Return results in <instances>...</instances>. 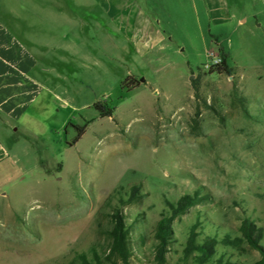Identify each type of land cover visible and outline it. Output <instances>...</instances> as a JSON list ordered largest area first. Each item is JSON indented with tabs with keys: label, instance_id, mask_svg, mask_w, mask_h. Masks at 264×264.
Returning a JSON list of instances; mask_svg holds the SVG:
<instances>
[{
	"label": "rangeland",
	"instance_id": "obj_1",
	"mask_svg": "<svg viewBox=\"0 0 264 264\" xmlns=\"http://www.w3.org/2000/svg\"><path fill=\"white\" fill-rule=\"evenodd\" d=\"M236 1L219 22L199 23L194 10L164 20L146 52L133 53L112 23L95 21L97 8L91 27L60 22L52 36L41 31L37 38L60 48L56 96L40 117L44 131L30 149L21 141L17 164L0 178V264H67L97 242L99 226L110 227L105 202L130 198L136 186L141 198L123 207L133 264H152L166 201L196 192L209 199L174 220L167 264H187L194 225L200 241L221 240L241 236L249 218L264 246V0ZM210 50L226 56L231 75L205 69ZM129 76L140 81L130 91ZM96 104L115 114L100 117ZM221 256L231 264L261 259L247 244H220Z\"/></svg>",
	"mask_w": 264,
	"mask_h": 264
},
{
	"label": "crops",
	"instance_id": "obj_2",
	"mask_svg": "<svg viewBox=\"0 0 264 264\" xmlns=\"http://www.w3.org/2000/svg\"><path fill=\"white\" fill-rule=\"evenodd\" d=\"M11 1L19 10L8 3L0 6V178L17 164L21 141L26 138L25 148L30 149L28 140L44 131L40 117L50 113L56 96L60 48L52 40L37 38L43 29L48 27L47 35L52 36L60 22L70 23L72 29L76 22L79 28L85 29L87 23L91 27L92 10L97 8L95 21L112 23L133 53L146 52L159 31L156 26L164 20L185 19L194 10L199 23L219 22L220 14L237 4L236 0H49L52 9L36 12V4L43 0Z\"/></svg>",
	"mask_w": 264,
	"mask_h": 264
},
{
	"label": "trees",
	"instance_id": "obj_3",
	"mask_svg": "<svg viewBox=\"0 0 264 264\" xmlns=\"http://www.w3.org/2000/svg\"><path fill=\"white\" fill-rule=\"evenodd\" d=\"M222 53V52H221ZM223 63L216 69V73L232 74V69L227 63L226 56L222 55ZM214 72V71H212ZM215 73V72H214ZM129 80L132 81L129 84ZM128 84V85H127ZM140 85V81L127 77L123 86H128L129 91ZM95 108L100 111V117L111 118L115 114V109H107L99 104ZM84 129L80 130L74 140L76 144L82 135ZM140 187H134L130 192V198L124 199L120 193L117 197V204L112 205L114 197H110L104 204V207L111 208L113 213L110 215V227L99 226V238L87 251L78 252L67 264H133L134 250L131 244V233L126 223V215L123 207L138 202L141 198ZM209 199L208 195L201 196L200 192L193 195L186 194L175 203L166 201L168 207L163 218L159 220L155 232L154 260L152 264H167L175 234L173 222L178 217L187 214L192 208ZM241 236L234 237L230 233L226 234L221 240L217 237L207 236L203 241L199 240V234L196 232V225L191 228L190 236L186 240L183 250L182 260L187 264H231L230 260L224 256L217 258V246L223 245L232 249L241 250L244 244L251 249L257 250L261 254V259L255 264H264V246L260 244L262 239V230L258 228L251 219L242 221L240 230Z\"/></svg>",
	"mask_w": 264,
	"mask_h": 264
},
{
	"label": "built area",
	"instance_id": "obj_4",
	"mask_svg": "<svg viewBox=\"0 0 264 264\" xmlns=\"http://www.w3.org/2000/svg\"><path fill=\"white\" fill-rule=\"evenodd\" d=\"M221 53L215 52V50H210L208 54V61L205 63L204 67L206 70L210 71L213 68L217 69L219 66L222 65L223 60L222 56L220 55Z\"/></svg>",
	"mask_w": 264,
	"mask_h": 264
}]
</instances>
